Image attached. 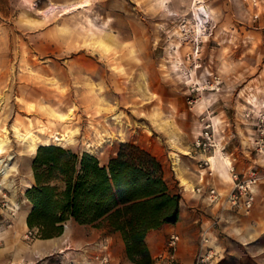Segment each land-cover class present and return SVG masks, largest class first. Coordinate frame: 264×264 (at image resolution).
Wrapping results in <instances>:
<instances>
[{
	"label": "rangeland",
	"instance_id": "rangeland-1",
	"mask_svg": "<svg viewBox=\"0 0 264 264\" xmlns=\"http://www.w3.org/2000/svg\"><path fill=\"white\" fill-rule=\"evenodd\" d=\"M75 2L84 5L64 12ZM198 3L212 15L203 33L195 28ZM261 113L264 0H0V134L7 136L0 157L12 165L5 180L0 167L1 219L16 208L5 231L25 235L21 216L35 182L30 135L39 146L89 153L101 164L129 142L157 157L171 188L199 217L194 256L206 234L216 252L212 264H264V178L249 213L224 198L192 196L199 161L215 154L211 183L216 167L229 178V162L240 175L264 173V161L256 160L264 155L253 147ZM207 122L216 129L215 151L195 148ZM244 123L251 145L240 141ZM66 130L72 142L56 141L53 135ZM225 134H234L228 144ZM36 239L44 238L24 236L21 253ZM57 261L47 256L36 264Z\"/></svg>",
	"mask_w": 264,
	"mask_h": 264
},
{
	"label": "trees",
	"instance_id": "trees-1",
	"mask_svg": "<svg viewBox=\"0 0 264 264\" xmlns=\"http://www.w3.org/2000/svg\"><path fill=\"white\" fill-rule=\"evenodd\" d=\"M32 169L26 223L35 236L60 235L63 223L73 218L120 232L127 258L151 264L147 232L179 219L181 195L169 185L157 157L138 145L120 143L106 164L89 153L40 145Z\"/></svg>",
	"mask_w": 264,
	"mask_h": 264
},
{
	"label": "crops",
	"instance_id": "crops-1",
	"mask_svg": "<svg viewBox=\"0 0 264 264\" xmlns=\"http://www.w3.org/2000/svg\"><path fill=\"white\" fill-rule=\"evenodd\" d=\"M249 126L244 123V131H246V134L243 136L242 140L240 139V141L242 143L247 142L251 145L252 136H250V134L253 131ZM227 127L228 125L226 128ZM231 136H234V134L224 135L223 138L227 137L225 144L230 142ZM243 139L245 140L243 141ZM226 153L225 156L229 158V160L236 159L233 151L226 150ZM256 160L261 163L264 161V158L258 156V159ZM226 170L229 174V178L226 179L222 176L218 167H216L214 176H216L217 181L230 183L227 189L217 186L218 184H215L217 181L213 182L212 180V185L221 194L220 198L222 200L224 198L223 194L227 193L232 185L228 166ZM33 181L34 180H32V182ZM207 195V191L204 189L202 193L194 192L192 196L206 201L208 198ZM31 207L32 205L28 207L24 214L25 221ZM188 208L189 206L186 201L182 199L180 202L179 219L177 222L163 223L158 228L151 229L147 232L145 242L151 257H154V255L163 248L168 234L175 232L180 236V241L177 247V253L180 260L183 264H192L196 250L194 238L196 235L195 233L198 230L197 225L199 217L193 212V210ZM66 224L67 228L63 229L60 235L50 238L36 239L27 253H21L18 248L20 241L24 239V235L16 233L15 228L10 231H4L2 233V242L0 243V264H22L23 262H33L37 256L46 257L52 253L53 257L57 260H67L76 264H96L94 255L96 254L97 249H95L92 244L102 240L107 241L109 245L108 252L113 260L121 262V264H134L127 258L125 242L120 232H112L108 227H97L93 224H80L73 218L68 219ZM25 226L24 233L28 229L27 224Z\"/></svg>",
	"mask_w": 264,
	"mask_h": 264
},
{
	"label": "built area",
	"instance_id": "built-area-1",
	"mask_svg": "<svg viewBox=\"0 0 264 264\" xmlns=\"http://www.w3.org/2000/svg\"><path fill=\"white\" fill-rule=\"evenodd\" d=\"M257 133L253 139L254 150L260 154L264 155V113L258 115L256 119ZM216 129L213 127L212 122H207L203 129L200 131L199 135L196 137L194 144L195 148L200 151H206L213 149V151L219 149V142L215 138ZM224 147H222L223 149ZM220 148V150H222ZM198 171L196 174V184L193 186L192 191L195 193H202L205 189L207 191L208 197L211 201H219L221 194L217 189L212 185L211 178L213 175V169L211 167L210 156L201 159L198 164ZM264 170V169H262ZM230 179L232 186L229 191L226 193L224 199L225 203L234 207L238 211L243 213H249L253 207L255 196L258 190L259 181L261 178H264V173L259 175L257 169H250L248 174H242L236 172L232 167V164L229 165ZM1 186V183H0ZM16 208L10 207L9 216L6 219H1L0 216V242L2 241V233L9 227L12 226V217L15 214ZM1 215V214H0ZM67 228V224L63 223V229ZM25 238L29 239L34 236L29 228L25 232ZM180 241V236L171 232L168 234L164 246L159 250L154 257H152L151 264H183L180 260L177 247ZM208 237L204 234L201 238V244L196 252L192 264H212L216 252L208 244ZM95 247L96 254L94 255V260L96 264H121V262L115 261L111 258L108 249L109 245L106 240L98 241L92 244ZM53 253L48 257H52ZM47 257V256H46ZM45 257L37 256L35 261L32 263L36 264L41 262ZM46 264H76L67 260H58L57 262H49Z\"/></svg>",
	"mask_w": 264,
	"mask_h": 264
},
{
	"label": "bare ground",
	"instance_id": "bare-ground-1",
	"mask_svg": "<svg viewBox=\"0 0 264 264\" xmlns=\"http://www.w3.org/2000/svg\"><path fill=\"white\" fill-rule=\"evenodd\" d=\"M198 1V0H197ZM84 4L83 3H79V2H75L73 4H69V5H66L64 6V9H66L64 12H67V8L69 9H73V8H79L81 6H83ZM193 14H194V18L196 19V23L197 25L195 26L196 28V32H202L203 29H206V23H208L211 19H212V15L208 12V7H206L204 4L202 3H198L194 6L193 8ZM211 22V21H210ZM105 33V31H104ZM195 33V32H194ZM203 33V32H202ZM194 35V34H193ZM104 36V35H103ZM102 36V37H103ZM107 36V35H105ZM204 37L206 38V33H204ZM203 37V38H204ZM104 38V37H103ZM113 38V37H112ZM107 39V38H106ZM102 49V48H101ZM132 51V50H131ZM132 53V52H131ZM130 53V55H131ZM176 64V63H175ZM176 67V66H175ZM174 67V68H175ZM143 84L144 81H143ZM149 84V83H148ZM150 85V84H149ZM145 86V85H144ZM150 87V86H149ZM249 102H252V103H256V96L255 95H250L249 98H248ZM116 118V117H115ZM119 120V119H118ZM17 128V127H16ZM19 130V128H18ZM20 131V130H19ZM48 132V130H47ZM58 132V131H57ZM72 133L73 131H70V130H66L64 131L62 134H58V133H55L53 135V137L55 138L56 141H59V142H62V141H66V142H69L71 143L72 142ZM105 133V132H104ZM106 134V133H105ZM48 135V133H47ZM36 136V135H35ZM100 136V135H99ZM38 137V136H37ZM48 137V136H47ZM50 138V137H49ZM18 140V139H17ZM26 140V139H25ZM29 140H30V143H29V151L31 154L35 155L36 151H37V148H38V143L35 139L34 136H29ZM50 140V139H49ZM102 140V139H101ZM19 142V141H18ZM7 143V136L6 135H2L0 134V154L4 152V149H5V145ZM49 143L48 142H44V145H48ZM88 144V143H87ZM90 144V143H89ZM23 147V146H22ZM23 150V149H22ZM26 150V149H25ZM223 155V154H222ZM216 157V154L211 156L210 157V161H211V165L212 163H214V159ZM227 159V158H226ZM225 159V160H226ZM231 164V162H229V165ZM0 167L2 168V171H3V180H5L7 178V175H8V172H10V168H12V165L10 166L9 165V161L7 162H4V159H2L0 157ZM14 169V168H13ZM15 170V169H14ZM182 180V183L186 184L187 181L184 180V178H180ZM3 182V181H2ZM24 184V183H23ZM21 223L23 225H26V221L24 219V214L21 216Z\"/></svg>",
	"mask_w": 264,
	"mask_h": 264
}]
</instances>
